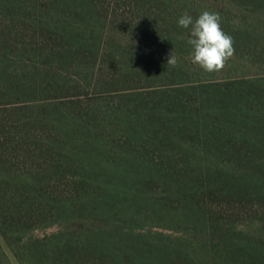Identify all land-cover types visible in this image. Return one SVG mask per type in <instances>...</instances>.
<instances>
[{
  "label": "trees",
  "instance_id": "obj_1",
  "mask_svg": "<svg viewBox=\"0 0 264 264\" xmlns=\"http://www.w3.org/2000/svg\"><path fill=\"white\" fill-rule=\"evenodd\" d=\"M232 1L264 16V0ZM176 6L0 0V242L17 264H264V78L195 79ZM220 22L264 62V27ZM118 26L127 45L107 54ZM41 98L76 110L77 148L20 114Z\"/></svg>",
  "mask_w": 264,
  "mask_h": 264
},
{
  "label": "rangeland",
  "instance_id": "obj_2",
  "mask_svg": "<svg viewBox=\"0 0 264 264\" xmlns=\"http://www.w3.org/2000/svg\"><path fill=\"white\" fill-rule=\"evenodd\" d=\"M165 3H174L177 4L176 8H181L183 11L186 12H195L197 14H201L203 11H209V12H215L218 13L219 15H222V18H226V20H229L231 24H246V25H252L255 27V32H261L264 27V22L261 20H264V16L262 14H257V13H242V7L237 5L234 1L232 0H164ZM113 6V5H112ZM188 12V13H189ZM259 16V17H258ZM260 18V20H259ZM223 21L225 19H222ZM119 29H115L114 33L115 36H111L113 41L107 45V54H109V51H112V45L113 43H120V45H127V35L124 32L123 28L121 26H118ZM106 31H108V27L105 28ZM108 34V33H107ZM105 36V35H104ZM102 36L100 41H99V46H98V59L97 57L94 58L92 61V66L94 67V71L98 72V69L103 68V63H102V56L104 52V40L105 37ZM264 38V35H260ZM128 47V46H127ZM168 54V53H167ZM105 55V54H104ZM171 55V54H170ZM170 55L168 57H170ZM106 57V56H105ZM183 59H185V62L188 66H190L192 69H194L196 75L195 79L198 80H204V81H217V82H229V81H237V80H242V79H257L261 80L264 78V62L262 58L257 59V58H248L244 55H233L226 63L225 67L223 70L219 72H205L202 68H200L198 65L192 63V54L188 53L182 56ZM111 60V57L109 58ZM77 73L78 72H73L70 71V76L72 78H77ZM244 79V80H245ZM85 90V89H84ZM85 92V91H84ZM88 96L89 95H94L93 92L91 94V91L88 89L86 90ZM74 94V93H71ZM103 94H108L104 92ZM102 95V94H101ZM79 99L82 100V102L85 104L89 101H86V98L84 96H80ZM59 99H54V100H46L45 99H32L30 101H18L17 105L22 106H28L30 105L31 108L27 109H22L20 110V114H25L24 116L29 117L32 122H34L35 126H60L61 129H72L73 137H71L72 141L69 142L67 145L68 148H77V147H72V145L79 144L83 139L81 138V135L79 133H75L74 131L77 130V122L78 120H73L72 116L77 117L73 109H71L72 106L66 105V104H61L60 102H65V101H58ZM69 101H74V100H69ZM68 101V102H69ZM92 102H95L98 106H96L97 110H100L99 105L105 104L106 103H111V99L105 97L103 95L100 97V99L97 101L95 98L94 100H90ZM55 103V104H51ZM82 104V103H81ZM47 105V106H45ZM78 105V104H73ZM77 107V106H75ZM52 108H60L63 110L62 113H58V115L55 116L52 115ZM66 108V109H63ZM81 107L79 109V113L84 116L85 109ZM15 115V114H14ZM16 116V115H15ZM59 118V121L57 120ZM78 118V117H77ZM108 126V125H106ZM68 148L66 150H68ZM73 158V157H71ZM69 159V158H68ZM53 228L46 229L44 231H38V233L41 232H50ZM158 229L159 228H155ZM169 230V229H167ZM165 230L166 232H169ZM0 247H2V250L6 252L8 255V260L10 261V264H17L14 258L8 253L7 248L5 245H3L2 242H0ZM199 257L202 256V254L198 251ZM206 259V258H205ZM0 260L3 264H7L5 258L3 257V253L1 252L0 248ZM208 261V259H206Z\"/></svg>",
  "mask_w": 264,
  "mask_h": 264
},
{
  "label": "clouds",
  "instance_id": "obj_3",
  "mask_svg": "<svg viewBox=\"0 0 264 264\" xmlns=\"http://www.w3.org/2000/svg\"><path fill=\"white\" fill-rule=\"evenodd\" d=\"M178 26L189 29L190 38L187 44L193 49L192 63L205 72L223 70L227 61L234 55L233 39L226 34L220 22V15L215 12L203 11L195 20L187 12L177 21ZM176 56L171 52L167 65L176 66Z\"/></svg>",
  "mask_w": 264,
  "mask_h": 264
}]
</instances>
